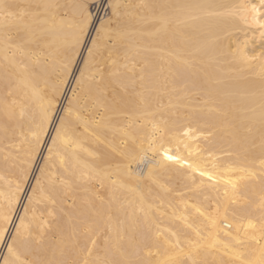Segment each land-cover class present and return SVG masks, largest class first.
<instances>
[{"label": "bare ground", "instance_id": "bare-ground-1", "mask_svg": "<svg viewBox=\"0 0 264 264\" xmlns=\"http://www.w3.org/2000/svg\"><path fill=\"white\" fill-rule=\"evenodd\" d=\"M78 2L0 0V264H260L261 0Z\"/></svg>", "mask_w": 264, "mask_h": 264}, {"label": "snow or ice", "instance_id": "snow-or-ice-1", "mask_svg": "<svg viewBox=\"0 0 264 264\" xmlns=\"http://www.w3.org/2000/svg\"><path fill=\"white\" fill-rule=\"evenodd\" d=\"M76 9L78 10V13L80 15V21H79V26H78V34L76 36L75 42L72 45V47L74 48L76 45H78L80 43V39L84 33V31L87 29V25L88 22L92 19L90 11H89V5L87 0H79V2L75 5ZM260 7H264V0H261V5ZM257 11V7L254 5L253 6V12ZM12 15V14H9ZM111 21H108L107 24H110ZM106 28V23L105 22H101V26L99 29H97V35L99 36ZM259 28L261 30V35L264 36V23H261L259 25ZM93 43L95 44L96 42L93 41ZM93 49H89V53L90 55L92 54ZM235 54L236 56L241 59L243 62H252V61H256L258 59H264V51H262L261 53L255 55V56H251V57H247L246 54L243 52V49L241 48H237L235 50ZM70 63V60H69ZM67 67V66H66ZM262 101H264V90H262ZM62 129H57V134L58 136L60 135ZM34 138L38 144L39 140H40V133L39 132H35L33 133ZM55 143V138L54 141ZM165 160L170 161V162H174V163H181V157L179 156H173L170 155L167 151H165L163 153ZM189 167H191V165H188ZM202 176L207 175V173H201ZM209 179H211V176H209ZM3 219L5 221H8L10 219V216L5 215L3 217ZM249 227H254L253 225H249ZM262 232H264V228L261 229ZM3 230H0V238L3 237ZM32 239V234L30 232V230L25 229L24 232L21 231V227H17V232L16 235L13 236V242L11 244L8 245V252L10 255L15 254V248L17 243H27L29 240ZM237 243H239V241H237ZM175 247H179V241H177ZM262 255H264V249H262ZM191 259V257H189ZM236 258L239 259L241 261V264H252L251 261H246L242 258V254L237 253L236 254ZM5 264H9V261L7 259H5ZM20 264H30V262H25V261H21ZM31 264H37V262H31ZM94 264H103V262L97 260L96 262H94ZM164 264H184V262L182 260H179L178 258H169V260L165 261ZM192 264H196V261L193 260ZM260 264H264V259L261 260Z\"/></svg>", "mask_w": 264, "mask_h": 264}]
</instances>
